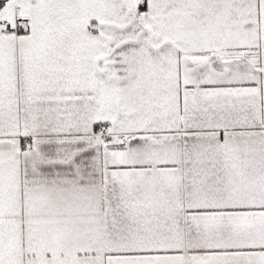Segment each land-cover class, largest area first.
Instances as JSON below:
<instances>
[{"label":"snow or ice","instance_id":"snow-or-ice-1","mask_svg":"<svg viewBox=\"0 0 264 264\" xmlns=\"http://www.w3.org/2000/svg\"><path fill=\"white\" fill-rule=\"evenodd\" d=\"M0 264H264V0H0Z\"/></svg>","mask_w":264,"mask_h":264}]
</instances>
